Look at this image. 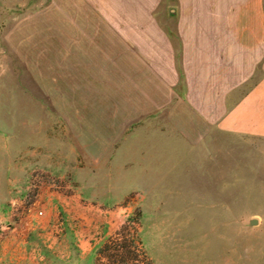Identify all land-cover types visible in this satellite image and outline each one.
Instances as JSON below:
<instances>
[{
    "label": "rangeland",
    "instance_id": "1",
    "mask_svg": "<svg viewBox=\"0 0 264 264\" xmlns=\"http://www.w3.org/2000/svg\"><path fill=\"white\" fill-rule=\"evenodd\" d=\"M203 8L0 0V264H112L115 237L116 264H264V138L197 126L241 93L187 100Z\"/></svg>",
    "mask_w": 264,
    "mask_h": 264
},
{
    "label": "crops",
    "instance_id": "2",
    "mask_svg": "<svg viewBox=\"0 0 264 264\" xmlns=\"http://www.w3.org/2000/svg\"><path fill=\"white\" fill-rule=\"evenodd\" d=\"M191 11L195 14L194 10ZM203 15L202 36L194 35L199 23L195 19L190 23L192 26L181 23L178 30L181 57L186 61L188 71L186 92L189 107L226 110L228 92L241 95L230 105L233 109L230 115L220 114L213 120L198 119L197 126L202 120L204 125L211 122L220 131L264 138L263 0H204ZM160 41L161 61L171 67L173 84L177 74L175 50L172 46L167 52L165 42ZM192 67L197 69L194 74L190 72ZM156 76L160 78L161 75L157 73ZM213 94L216 100H213ZM179 121L172 118L178 129ZM195 131L192 133L189 129V136Z\"/></svg>",
    "mask_w": 264,
    "mask_h": 264
},
{
    "label": "trees",
    "instance_id": "3",
    "mask_svg": "<svg viewBox=\"0 0 264 264\" xmlns=\"http://www.w3.org/2000/svg\"><path fill=\"white\" fill-rule=\"evenodd\" d=\"M120 233L118 232L117 233V235H119ZM110 243H112L113 245L112 246H110L109 244H107V245H105V247H104V249L105 250H110V249H112L113 251H114V253L112 254V255H110L109 257H112V258H114L112 261H113V263L112 264H116L114 261H118V262H122L123 261V257H121L120 255H119V253H118V250H117V248L120 246V245H118L117 244V238L115 237V238H111L110 239ZM115 244V245H114ZM131 245H133V240H131ZM120 247H122V246H120ZM130 252H132V253H134L135 254V252H133V250H130ZM141 255H142V257H143V261L144 262H146L147 264H148V262H149V258L146 256V253L144 252V251H142L141 252Z\"/></svg>",
    "mask_w": 264,
    "mask_h": 264
},
{
    "label": "built area",
    "instance_id": "4",
    "mask_svg": "<svg viewBox=\"0 0 264 264\" xmlns=\"http://www.w3.org/2000/svg\"><path fill=\"white\" fill-rule=\"evenodd\" d=\"M38 213H39V214H41L42 212H41V211H39Z\"/></svg>",
    "mask_w": 264,
    "mask_h": 264
},
{
    "label": "water",
    "instance_id": "5",
    "mask_svg": "<svg viewBox=\"0 0 264 264\" xmlns=\"http://www.w3.org/2000/svg\"><path fill=\"white\" fill-rule=\"evenodd\" d=\"M251 223H254L253 221Z\"/></svg>",
    "mask_w": 264,
    "mask_h": 264
}]
</instances>
